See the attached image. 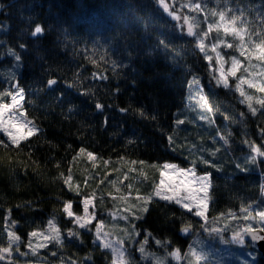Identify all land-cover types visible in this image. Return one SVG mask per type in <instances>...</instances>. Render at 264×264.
Masks as SVG:
<instances>
[{
	"label": "trees",
	"instance_id": "obj_1",
	"mask_svg": "<svg viewBox=\"0 0 264 264\" xmlns=\"http://www.w3.org/2000/svg\"><path fill=\"white\" fill-rule=\"evenodd\" d=\"M180 1L198 4L204 13L196 8L192 12L198 35L204 34L207 22L217 26L224 11L229 22L238 17L235 26L248 28L257 43L264 39L259 35L264 29V0L176 4ZM180 24L158 0H0V90L6 83L18 84L25 115L39 129L18 145L0 133V248L9 247L6 228L19 237L21 248L28 234L44 230L49 219L63 230L69 228L72 219L63 212L64 202L72 201L73 211L81 214L80 202L86 195L95 198L102 220L112 209L111 195L128 189L130 178L121 177L129 166L140 178L134 184L145 185L148 191L164 163L208 173V228L231 214L236 219L228 226L236 229L243 222L242 209L264 210L260 177L264 158H245L253 144L264 151V116L260 112L253 116L236 94L216 86L213 54L205 59L197 40ZM37 25L42 31L34 34ZM211 31L222 38L219 51L224 57L239 53L235 46L239 41L231 34L217 27ZM211 34L203 35L208 50ZM9 49L19 60L7 56ZM12 60L17 71L10 70L14 76L6 78ZM49 79H56L51 88ZM194 81H199L212 109L221 112L202 118L188 101ZM94 157L97 169L84 163ZM69 175L71 180L65 183ZM154 201L133 224L139 232L137 241L148 236L149 250L161 249L153 246L155 239L169 251L184 252L190 239L177 235L184 225L205 239L199 234L202 222L192 213L174 203ZM250 223L253 228L264 227ZM93 228L91 224L80 240H67L58 248L57 258L110 264L109 253L93 242ZM124 245L131 264H153L139 256L136 243ZM230 248L237 257L245 253L237 245ZM246 250H254L257 264H264L255 248ZM13 257L15 264L22 263L20 256ZM164 264L177 263L168 259Z\"/></svg>",
	"mask_w": 264,
	"mask_h": 264
},
{
	"label": "snow or ice",
	"instance_id": "obj_2",
	"mask_svg": "<svg viewBox=\"0 0 264 264\" xmlns=\"http://www.w3.org/2000/svg\"><path fill=\"white\" fill-rule=\"evenodd\" d=\"M159 3L163 5L164 0H159ZM197 10L200 9L199 5L195 6ZM167 7L165 6V11H167ZM174 15V14H173ZM213 15L215 16L216 13L213 12ZM220 21L217 24V31H219L220 28H223V32L225 34H231L236 40L239 41L238 44L235 46L237 47L238 51L240 52L241 56H244L247 58L249 63L251 64L253 56H255L257 61L264 62V39H261L259 43L256 42L254 39V34L251 33L248 28L246 27H236L235 24L238 21V17L233 16L232 20L229 22L226 18L225 12L221 11L219 13ZM185 22H188V17H185ZM212 28V25H209V29ZM42 31L41 27L37 25L34 30L35 33H40ZM188 34H193V28L192 25H189ZM205 37L208 35V32H204L203 34ZM259 35L261 37H264V29H262L259 32ZM217 43H222V41L217 40ZM197 46L200 48L201 51H204L205 45L202 42V38L197 41ZM228 47H233L232 44H228ZM23 47V45H21ZM213 50L216 48V44H213ZM9 53L13 56H16V59L19 60V56L16 55L15 52H13L12 49H9ZM205 59H211L209 56H205ZM217 64H220V58L219 53H217ZM241 64V61L237 59L236 57H232V66L228 69V73L221 71L220 77L217 80V83H223L225 87H229L228 85V75L236 76L237 70L239 69ZM247 71V69H245ZM258 77H264V70H262L260 73L257 74ZM239 83L236 84V90L240 92L241 97L243 99L241 100V103H247V107L252 113L253 116L257 114L258 111H264V99H257L256 103L260 106L259 109L255 107L252 103L254 100L253 96L248 95L241 87L242 84H248L250 88L257 89L258 92L264 93V80L260 79H245L244 76H240ZM48 85L51 86L55 84V81L52 79L48 80ZM13 91L7 92V93H0V97L7 98V96L11 97V101L8 103L3 102L2 99H0V130H2L5 135L8 137L9 141L13 145H18L20 141L25 140L27 137L32 136L34 133L38 132V126L35 125L33 121H30L27 119L23 111L20 109L22 108V105L20 104V101L23 99V89L19 87L18 84L12 85ZM202 100L205 101V105L207 104L206 98L201 97ZM101 107L100 105H97V108ZM210 110V109H209ZM121 111H125V109H121ZM243 115V114H242ZM203 118V117H202ZM177 123H182V121H178ZM261 134L264 135V129H261ZM171 137H169V140L171 141ZM223 142L225 144L228 143L227 139L224 137H221ZM2 143V141H0ZM252 153L254 155H250L248 157V160L254 161L256 158V155L264 156V151L261 150L260 147H257L256 145H251ZM84 150L81 149V152ZM215 155V151L212 153ZM88 156L91 158L93 156L92 153H88ZM204 163H209V161L204 160ZM135 163V162H134ZM141 164L144 162L141 161ZM213 167H216V165H213ZM240 165H237V168H239ZM164 169H172L175 171L176 166L171 164H165ZM161 179L158 184L154 183L152 190L148 192L146 195H138L137 201L138 204L129 205L124 209L125 213H128V215H125L123 217L124 220H128L129 216L139 219V213L147 212L149 210V206L151 203L155 202L154 198L159 197L162 200L165 201H172L175 200L177 204H183L184 208L191 209V202H195L197 209H207L208 202L210 199L208 189L210 187V179L209 175L205 173L203 176L196 177L195 176V170L194 169H180L179 170V176L184 177V179L180 180L179 184L166 182L163 177L165 175H168L166 171H161L160 173ZM191 175L192 179H188V176ZM145 179L147 177H144ZM71 180V176L69 175L67 179L65 180V183H68ZM198 183L200 186L196 190L200 193H204V196L201 198L200 196L194 194L193 189L191 185L193 183ZM132 185H129V188H131ZM186 187L189 192V196L186 198L185 201L182 202L179 195H177L178 188ZM138 191V190H137ZM262 191H264V187H262ZM171 193V194H166ZM131 193H129V196ZM93 199L92 196L86 195L82 201L83 204V215L76 214L72 209V201H66L64 202L63 206V212L69 217L73 218L72 222L74 225H79L81 229H88L90 222L92 219L95 218L94 212H89V206L92 205ZM137 209V210H134ZM242 211H247V209H242ZM197 215L203 217L207 221V217L205 216V212L203 210L197 211ZM223 215V214H221ZM215 220V218H213ZM229 219H236V217L231 216L229 214ZM256 220L258 223H264V210H260L256 212L255 215H253L251 212L247 216L243 217V222L240 226H238L236 229H231L230 226H226L224 229H218L216 227L208 228L207 224L201 225V228H203L206 232H208L210 235L214 234L216 237H219L220 243L227 244V245H242L245 248L248 249H254L255 242L258 240H264V235H259L257 229L251 227V221ZM15 223V222H13ZM104 224V221L97 219L95 223V238L99 240V246L102 249L110 250L112 254V260L111 264H131V262L127 258V249L124 247V240L122 238H114L112 240H105L103 239L104 236H108L109 233L102 232V225ZM190 225H186L182 228V231H187ZM135 226L133 225L131 227V232H134ZM264 231V229H261ZM48 231L49 235L44 236V233L32 231L28 235L29 237L38 236L42 237V242H40L37 247L44 248L46 246V243H51L53 240L57 244L63 243V237L61 236L60 229L56 227L54 220L49 219L48 221ZM122 231L129 235L130 237V231L128 228L122 229ZM225 231H231V237L225 238L224 232ZM150 235V234H149ZM67 236L78 239L80 236V232L78 230L68 229L67 230ZM246 236L250 238V241L246 240ZM8 242L9 247L7 248H0V252H10L11 247L14 242H19V237L16 236L14 232L9 231L8 232ZM95 242V241H94ZM161 241H157V244H161ZM196 244L200 245V249L197 250V248L189 246L188 252L185 254V258L187 260V264H200L201 261L204 262V264H208L206 257L208 255L207 252L204 251V248L206 247L203 244L202 240H197ZM32 248L33 253L37 251V247H32L31 243L28 245ZM142 255H151L145 252V249L143 247V243L141 244V247L139 249ZM214 254V253H213ZM233 254V253H230ZM172 257H178V251L174 249L171 253H169ZM248 256L252 257V259L249 261L248 259L240 260L239 257H236L237 260L240 261V264H257L256 261V254L254 250L248 251ZM153 264H164V261L162 258L159 257H152ZM73 264H76V262H73ZM216 264H220L219 259L217 260ZM223 264H229V262L224 261Z\"/></svg>",
	"mask_w": 264,
	"mask_h": 264
},
{
	"label": "rangeland",
	"instance_id": "obj_3",
	"mask_svg": "<svg viewBox=\"0 0 264 264\" xmlns=\"http://www.w3.org/2000/svg\"><path fill=\"white\" fill-rule=\"evenodd\" d=\"M177 1L178 0H164V3L162 5L161 3H159V0H158V3L163 8L164 11H165V6L167 7L168 10L165 11V13L168 16H170L171 18L176 20V22H178V24H179V22L182 23L180 25L183 27V31L187 35H189L188 34L189 25H192L193 34L189 35V36H193L197 41L202 38V42L206 46L203 35H198L196 33L197 28H199V27H198V23H196L195 16L192 15V12H194L196 10L195 6L198 5V4L193 5L190 1H180V2H178L176 4ZM200 14H202V15L204 14L201 9H200ZM185 17H188V22L187 23L185 22V19H184ZM219 21H220V19H217L215 21V23L218 24ZM209 25L210 24L207 22L206 27L204 29L205 32H208L207 36H209V34H211V32H212L211 30L212 29L216 28V25H215L214 28L209 29ZM222 30H223V28H222ZM217 40H220V41L222 40V38H220V35H218L216 33L215 34H211L210 35V42H209L210 43V45H209V50L210 51L205 48L204 51H202V52L205 54V56H209V57H210V54L212 53L214 58H215V61H217V53H219L220 64H216L217 67L214 70L215 71V77H214L215 81H214V83L216 84V86H218L220 88H224L229 93L231 92L233 94H236V96L239 98V100L241 102L243 97H241L240 92H238L236 90V84L239 83V79L238 78L240 76H244L245 79H260V80H264V77H258L257 76L258 73H260L262 70H264V62L257 61L255 56H253L251 64H250L246 57L240 55L239 51H238L239 53L232 52L233 54L224 57V55L221 53V51H219L220 47L223 46V45H222V43H217ZM213 44H216L215 50H213V47H212ZM226 54H228V52H226ZM9 55H11V54L8 51L7 52V56L9 57ZM232 57H236L237 59H239L241 61V64H240L239 69L237 70V75L236 76H231L230 74L228 75V81L227 82H228L229 87H225L223 83H219L218 84L217 80L220 77V72L221 71L225 72L226 74L228 73V69L232 66ZM16 68H17L16 61L12 60L11 66H9V69L10 70L15 69V72H16L17 71ZM245 69H247V71H245ZM13 76H14V71H9V70L4 75V77H6V78H8V77L12 78ZM12 85H13V83H6L5 87L0 90V93H7V92L13 91V88L11 87ZM241 87L248 95L254 97V100L252 101V103H253V105L255 107H257L259 109L260 106L256 103V100L257 99H264V93L258 92L257 89L250 88L248 86V84H246V83L242 84ZM201 97L206 98V95L204 94V91L201 88V86L199 84V81H194L190 85V88H189L188 101L191 102V104H193V106L198 110L199 114L204 118V117H206L207 113H209L210 115H213L214 112L218 113V112L222 111V110L218 111V109H216V110L212 109L210 103H208V101H207V98H206L207 104L205 105V101L202 100ZM0 99H2L3 102H5V103H8V102L11 101V97L10 96H7V98L0 97ZM22 100L20 101L21 105H22ZM245 104L247 105V103H245ZM20 110L23 111V113L25 114L23 108H21ZM258 112L262 113V115L264 116V111H258ZM28 120H30V119H28ZM0 133L3 134L7 138L8 142H10L8 137L5 135V133L2 130H0ZM29 137H31V136H29ZM29 137H27V138H29ZM248 148H249V146H248ZM250 155H254L252 153V149L247 154V157H245V158L248 159V157ZM258 157L264 158V156L256 155L255 159H257ZM84 163L87 166L90 165L89 167L91 169H97L98 166H99L97 164V162H96L95 157H94V159L87 158L84 161ZM165 164L175 165L176 166L175 171H173L172 169H164V165ZM165 164H163L160 167V169H159V179L156 182V184H158L160 179H161L160 173H161L162 170L166 171L168 173V175H165L163 177V179L166 182L179 184L180 180L184 179V177L179 176V170L180 169H185V170L194 169L193 167L180 168L174 163H165ZM105 165H108V163L106 162ZM129 168H130L129 169L130 172L127 171L125 173V175H123L121 177V179H125L126 177L130 178V181L128 182V189L124 193L123 192H116L115 194L111 195V201L113 202L112 203V209L108 210L105 213L106 217L102 218V221H104V224L102 225V232L109 233V235L108 236H104L103 239L112 240L114 238H122L124 240V243L125 242L128 243L129 246H131V245L136 243L137 252H138L139 256L142 259H147V258L152 259V257L155 256V257L162 258L164 263L166 262V260L170 259V260L174 261L177 264H187V260L185 258V254L188 252L190 245L192 247L197 248V250L200 249V245L196 244V241L199 239V240H202L203 244L206 246L204 248V251L208 253V255L206 257L207 262L216 263L217 260L219 259L220 264H223L224 261L229 262V264H234L236 262H237V264H240V261L236 259V257H237L236 256V251L234 249L232 250L230 248L231 245L220 243L219 237H215L214 239L209 240V238L203 239L200 236H198V234L193 233L192 237L189 238L190 242L187 245V247L184 250V252H180V251L177 250L178 254H179L178 257H172L171 255H169V253H171L173 250L169 251L166 248L161 247V244H157V240H155V239H153V242H152L153 246L154 245L155 246H160L161 249H159V251L158 250L157 251L149 250L147 247H145V244L147 243L146 242V239L148 237L147 235L145 237H140L138 239V241H137V237H138L137 234H139V232H138V230L136 228H135L136 230L134 232H131V227L133 226L134 222H136L137 220L142 218L145 215L146 212H143V213H139L138 212L139 219H135V218L129 216L128 220H124L123 217L125 215H128V213H125L124 209L126 207H128L129 205L138 204L137 196L138 195H141V196L142 195H146L152 189L148 191V187H146L145 185H142V186L141 185H135L134 183L135 182L138 183L140 178H139V176L137 174H135L132 171L133 168L131 166H129ZM100 170L102 171L103 167H100ZM203 175L204 174H200V173H197L195 171V176L196 177H200V176H203ZM260 177H261V185L264 186V172H261ZM188 179H192V176L189 175ZM129 185H132V187L129 188ZM199 186L200 185L198 183H195V182L191 185L194 194H196V195H198V196H200L202 198L204 196V193H200V192L196 191L199 188ZM131 190H134L135 194H131L129 196V193H131ZM263 193H264V191H263ZM166 194H171V193H166ZM177 195L180 196L182 202L185 201L186 198L189 196L188 189L186 187L178 188ZM83 199L80 202L82 211H81V214H78V215H83V204H82ZM92 199H93V203H92V205L89 206V212L90 213L91 212L95 213V218L92 219L91 222H90V225L94 224V228H93L94 229L93 230V242L95 241L94 243L98 246V248L100 250L109 253L110 258L112 260L111 251L102 249L99 246V240L95 238V223H96V220L99 219L98 216H104V215H102L101 213H100V215L97 214V211H96V209H97L96 208V200L93 197H92ZM154 200L162 201V202H166V203H174L175 205H177L178 207H180L184 211H188V212L192 213L194 216L199 218V220H201L202 222L206 221L203 217L197 215V211L203 210L205 212V215H206L207 209H197L195 202H191V209H187V208L183 207L182 203L181 204H177L175 202V200L165 201V200L160 199L159 197H155ZM134 210H137V209H134ZM102 211H103V209H102ZM256 211L258 212V210H255V209L247 210L246 212H243V217L247 216L249 214V212H251L253 215H255ZM66 217L69 218L67 215H66ZM71 219L73 220V218H71ZM231 220L232 219H229V215L225 216L222 219H217V221L215 222V224L217 225L216 228L224 229L226 226H228V224L230 223ZM255 221L256 220H253V222H255ZM259 224H261V223H259ZM55 225H56V227H58L60 229L61 236L63 237V243L62 244H57L53 240L51 243H46V246L44 248H39V247H37V245L40 242H42L43 238L42 237H38V236H33V237L30 238L29 235H28L27 244H25V246H23L22 248L20 247V244H21L20 239H19V242H14L13 243V245L11 247V250L9 252L10 255H11L10 259H7L5 257V254L7 252H0V264H13V260H14L13 256H15V255L16 256H20V259L22 260V264H39L38 262H40L41 260H39L38 254H42L43 252H47V251L49 252V254H50V251L51 252H56L59 247L64 246L66 244L67 240H66V238L64 236V231H67L68 229L78 230L80 232V236L76 240H80L81 239L80 237H81L82 233L89 232V227H88V229H81L79 227V225H74L73 222L70 224L69 228H66L65 230L61 229V226L59 224L55 223ZM124 228H128L129 229L131 238H129V235H126L122 231V229H124ZM260 228L264 229V227H260ZM5 231H6V236H7V240H8V232L9 231L13 232V231L10 230V228H6ZM37 232H42V233H44V236H48L49 235L48 224L46 225L44 230L37 231ZM230 237H231V231H228L227 236L225 238H230ZM30 243H31L32 247H37V251L35 253H33L32 248L28 246ZM142 243H143V247L145 249V252L148 253V254H151V255H142L141 254L139 249H140ZM8 246H9V242H8ZM124 247H125V245H124ZM237 247L238 248H243V250L245 252L243 255L238 256L240 258V260L248 259V251L246 250V248L244 246H242V245H237ZM158 252H165L166 256L160 255V254H158ZM230 253H233V254H230ZM48 257H49V255L46 254V255L43 256V259L47 260ZM249 258H251V257L249 256ZM111 260H110V264H111ZM152 261H153V259H152ZM63 263L67 264L66 262H63ZM202 263H204V262L201 261L200 264H202ZM70 264H73V262H71Z\"/></svg>",
	"mask_w": 264,
	"mask_h": 264
},
{
	"label": "water",
	"instance_id": "obj_4",
	"mask_svg": "<svg viewBox=\"0 0 264 264\" xmlns=\"http://www.w3.org/2000/svg\"><path fill=\"white\" fill-rule=\"evenodd\" d=\"M55 81V80H54ZM52 86V85H51ZM48 85V87H51ZM184 227V226H183ZM181 227L178 231H177V235L182 238V239H186L187 237L191 236L192 235V228L189 227L187 231H182V228ZM257 231H258V234L259 235H264V231H262L260 228H256ZM201 234L205 237H215L214 234L210 235L208 232H206L205 230H202L201 231ZM246 240L250 241V238L246 236ZM255 249H257V252L260 256L261 259L264 260V240H258L255 242Z\"/></svg>",
	"mask_w": 264,
	"mask_h": 264
},
{
	"label": "flooded vegetation",
	"instance_id": "obj_5",
	"mask_svg": "<svg viewBox=\"0 0 264 264\" xmlns=\"http://www.w3.org/2000/svg\"><path fill=\"white\" fill-rule=\"evenodd\" d=\"M66 231H64V236H66L67 235V233H65ZM72 239H74V238H71V237H69V240H72ZM49 255V257H48V259L47 260H44L43 259V256L44 255ZM13 255V254H12ZM10 253L9 252H7L6 254H5V257L7 258V259H10ZM38 258H39V260H41L40 262H38L39 264H64L59 258H57L56 257V252H51L50 251V254H49V252L47 251V252H43L42 254H38ZM16 258L14 257V260H15ZM13 260V264H15V261ZM19 264H22L21 262L19 263Z\"/></svg>",
	"mask_w": 264,
	"mask_h": 264
}]
</instances>
